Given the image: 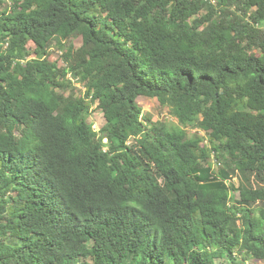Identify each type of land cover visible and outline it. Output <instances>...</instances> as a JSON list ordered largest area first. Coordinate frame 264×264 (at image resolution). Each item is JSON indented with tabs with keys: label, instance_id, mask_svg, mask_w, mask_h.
<instances>
[{
	"label": "trees",
	"instance_id": "16d2710c",
	"mask_svg": "<svg viewBox=\"0 0 264 264\" xmlns=\"http://www.w3.org/2000/svg\"><path fill=\"white\" fill-rule=\"evenodd\" d=\"M244 255L264 261V0H0V264Z\"/></svg>",
	"mask_w": 264,
	"mask_h": 264
},
{
	"label": "rangeland",
	"instance_id": "374dc122",
	"mask_svg": "<svg viewBox=\"0 0 264 264\" xmlns=\"http://www.w3.org/2000/svg\"><path fill=\"white\" fill-rule=\"evenodd\" d=\"M6 1L8 2L11 0H6ZM132 1L133 3H136L139 0H132ZM81 43H82V38L79 34H72L65 40L66 46L72 45L75 49L78 48L81 45ZM28 47L30 48V50H32L34 48L33 42H29ZM63 51L64 49L62 50L58 48L57 45L53 44L52 47L50 48L49 59L55 62L58 66L65 65V61L63 58ZM20 64L25 65L24 62H21ZM11 77H12V73L9 74L8 78L11 79ZM84 90L85 89L82 84L74 82L73 84L69 85V87L64 91V93L67 95L70 92H74L76 96H81ZM137 101L142 108L143 115L151 116L154 121L156 120L166 121L168 124L176 123V119L171 117V114L169 113L167 108H164L160 105L157 98L139 96L137 98ZM87 121L90 124H92L95 130L97 131H99L105 124L104 114L101 108L97 105V103H94L91 105L89 114L87 116ZM187 130L189 134H193V133H199L201 135L204 134L201 130H198L195 128H188ZM232 193L235 197H238L240 191L236 190L235 192H232ZM243 257L246 258L245 259L247 261L246 264H264L263 260H258V259L252 258L251 256L245 257V255ZM218 263H221V262H218Z\"/></svg>",
	"mask_w": 264,
	"mask_h": 264
},
{
	"label": "clouds",
	"instance_id": "9594fccd",
	"mask_svg": "<svg viewBox=\"0 0 264 264\" xmlns=\"http://www.w3.org/2000/svg\"><path fill=\"white\" fill-rule=\"evenodd\" d=\"M219 166H220V163L219 164H217V165H213V167H214V172H216L217 170H218V168H219ZM242 180V177H241V174H240V172L236 169L233 173H231L230 174V176L227 178V179H225V183L229 186V184L230 183H232L233 185H234V190H232V192H235L236 190H238V187H239V185H240V181ZM233 194V193H232ZM233 197L234 198H239V195H238V197H235L234 195H233ZM242 259H243V257H241ZM246 258H244L243 260H245ZM245 262V264H246V260L244 261Z\"/></svg>",
	"mask_w": 264,
	"mask_h": 264
}]
</instances>
